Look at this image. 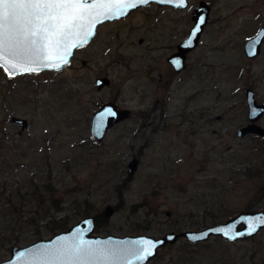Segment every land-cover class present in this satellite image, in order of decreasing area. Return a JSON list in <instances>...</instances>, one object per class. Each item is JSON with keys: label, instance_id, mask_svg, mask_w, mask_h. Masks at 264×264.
<instances>
[{"label": "rangeland", "instance_id": "374dc122", "mask_svg": "<svg viewBox=\"0 0 264 264\" xmlns=\"http://www.w3.org/2000/svg\"><path fill=\"white\" fill-rule=\"evenodd\" d=\"M195 2L151 3L103 21L60 69L9 76L0 66V260L13 245L64 229L58 222L101 211L99 234L159 236L264 209L262 138L236 135L248 122L246 87L264 102V39L256 56L244 52L264 25V0H212L213 21L176 71L167 57L187 35ZM97 77L109 83L98 88ZM109 100L131 113L97 141L91 117ZM263 259L264 227L236 240L182 236L145 264Z\"/></svg>", "mask_w": 264, "mask_h": 264}, {"label": "water", "instance_id": "95a60500", "mask_svg": "<svg viewBox=\"0 0 264 264\" xmlns=\"http://www.w3.org/2000/svg\"><path fill=\"white\" fill-rule=\"evenodd\" d=\"M156 1L160 4L162 0H148ZM147 2V3H148ZM146 4V3H144ZM173 6L183 8L187 5V0H184L183 5L178 4V0H173ZM142 5L137 3L135 7H129L124 10L123 14L116 15L110 14V18L101 16L97 23L92 27V34L84 39L83 43L77 42L76 47L68 49V55L66 57L67 62L71 59L75 48L88 43L96 32L97 25L106 20L118 19L126 16L132 9ZM209 13V6L206 2L201 1L200 4L194 8L192 12L193 23L188 30L187 35L183 40L177 44V50L171 53L167 59L176 71H180L186 66V53L194 48L201 37L204 26L206 25ZM204 20L203 24L199 23L200 19ZM199 28L197 32L196 29ZM264 39V26H260L258 30L249 37L244 43V52L247 57L256 56L261 48V43ZM189 41L191 44L189 45ZM179 61L177 66L176 61ZM60 64L58 68L44 67L42 65H28V67L36 68L35 71H24L20 68L11 69L7 64L0 62L1 67L9 76L27 72H37L43 69H60L66 63L58 61ZM7 69V70H6ZM109 83L107 77H97L95 80L96 87L100 88ZM245 100L248 105L247 118L248 122L239 126L236 129V135L243 137L248 134H254L262 137V144L264 146V126L261 125L258 120L264 113V102H259L256 98L255 91L252 87H246ZM256 109L261 114L257 116L251 115V110ZM131 110L127 107H120L114 101L103 102L92 114L91 117V132L97 141L103 139L106 131L114 124L128 118ZM12 122L20 124L22 128L27 125V119L20 116H12ZM128 172H131L137 166V160L131 159L128 163ZM107 214V213H106ZM258 217H264V209L253 210H240L234 216L227 218L222 222L207 225L199 229H184L180 231L170 230L159 236H153L147 233L140 234H99L95 232L96 228V216L85 215L78 219L76 222L67 226L64 229L56 232L50 237L39 238L31 243L21 246L13 245L10 250V256L6 259L0 260V264H82L81 261L72 259L69 253H74L77 248H83L91 246L93 252L97 255L95 258L87 261V264H145L151 258H153L159 251V248L167 243H174L179 237H185L188 241L198 242L209 238L212 235H218L226 240H236L237 238H247L257 233L264 227V223L257 220ZM248 221H253L257 227V231L252 234H247ZM235 225L234 229L225 236L222 232L216 231V229L224 228L226 226ZM237 233H245L244 235H237ZM235 237V238H231ZM142 239H151L155 242H161L157 244V247L153 249V255L148 256L145 260L140 261L136 258L135 252L137 249L136 241ZM264 264V259L259 263Z\"/></svg>", "mask_w": 264, "mask_h": 264}, {"label": "snow or ice", "instance_id": "6c2138e0", "mask_svg": "<svg viewBox=\"0 0 264 264\" xmlns=\"http://www.w3.org/2000/svg\"><path fill=\"white\" fill-rule=\"evenodd\" d=\"M148 0H0V62L11 69L20 68L24 71H35L28 65H42L58 68V61L67 63L68 49L76 47L77 42L83 43L85 37L92 34V27L101 16L110 18V14L121 15L129 7ZM172 3L173 0H162ZM184 0H178L183 5ZM200 24L204 23L201 18ZM199 31V28L196 29ZM191 41H189V45ZM179 66V61H176ZM2 66V65H0ZM7 70V69H6ZM261 114L256 109L251 115ZM257 220L264 223V217ZM247 234L257 231L253 221H248ZM235 225L216 229L225 236ZM245 233H237L244 235ZM235 238V237H231ZM135 252L140 261L153 255L158 243L151 239L135 242ZM91 246L77 248L69 253L72 259L87 264L96 257Z\"/></svg>", "mask_w": 264, "mask_h": 264}, {"label": "flooded vegetation", "instance_id": "af4514ba", "mask_svg": "<svg viewBox=\"0 0 264 264\" xmlns=\"http://www.w3.org/2000/svg\"><path fill=\"white\" fill-rule=\"evenodd\" d=\"M201 1H204V2H206L207 3V5L209 6V13H208V18H207V22L206 23H211L212 21H213V17H212V12H213V7H212V0H196V2H195V4L196 5H192V11H191V19H192V12H193V10H194V8H196L199 4H200V2ZM190 2V0H187V5L186 6H188V5H190L191 3H189ZM151 3H155V4H158V5H160V6H169V7H171V8H174V9H176V10H178L180 7H176V6H173L172 4H167V3H165V4H160V3H158V2H156V1H150V2H148V3H146V4H142V5H140V6H138V7H136V8H134V9H132L128 14H131L134 10H137L138 8H140V7H142V6H146V5H150ZM185 6V7H186ZM127 14V15H128ZM192 23H193V20H192ZM177 47V46H176ZM173 53V52H172Z\"/></svg>", "mask_w": 264, "mask_h": 264}, {"label": "trees", "instance_id": "16d2710c", "mask_svg": "<svg viewBox=\"0 0 264 264\" xmlns=\"http://www.w3.org/2000/svg\"><path fill=\"white\" fill-rule=\"evenodd\" d=\"M56 205H58V204H56ZM58 206H60V205H58ZM106 221V212H104V211H101V212H99V213H97L96 214V228H95V231L96 232H98V229H99V227L102 225V224H104V222ZM57 226L59 227H64L65 228V224L64 223H61V222H58L57 223Z\"/></svg>", "mask_w": 264, "mask_h": 264}]
</instances>
